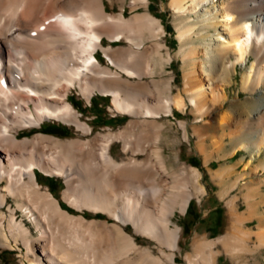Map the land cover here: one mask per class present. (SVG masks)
<instances>
[{"label":"bare ground","instance_id":"6f19581e","mask_svg":"<svg viewBox=\"0 0 264 264\" xmlns=\"http://www.w3.org/2000/svg\"><path fill=\"white\" fill-rule=\"evenodd\" d=\"M215 1L170 0L179 18L178 54L184 60L183 93L174 94L172 78L141 80L155 68L153 51L167 46L159 40L164 25L148 10L126 17L124 6L111 13L103 0H0V207L8 205V195L14 196L40 231L33 235L30 223L9 204V213L0 208V244L21 242L26 249L23 264H176L181 230L172 216L183 213L193 196L200 199L206 187L198 168L184 163L169 167L163 145L166 124L155 118L174 114V108L184 110L189 103L197 117L212 114L205 126L226 128L231 108L216 109L223 105L236 64L245 63L250 54L242 87L251 86L258 95L248 110L253 114L252 144L246 148L254 154L264 148V0H221L218 6ZM129 5L147 7L148 0H129ZM189 12L202 17L191 19ZM140 19L151 23H146L154 41L150 45L142 31L132 30ZM210 28L216 33L213 38ZM103 35L110 40L124 37L128 44L105 45ZM100 49L116 68L103 64L96 54ZM170 58L168 50L164 60ZM72 88L87 100L96 90L109 93L116 111L143 116L139 120L155 126L156 134L132 137L129 127L138 120L132 118L119 130L99 131L87 139L65 140L44 132L18 135L47 118L91 132L68 98ZM180 126L188 139L186 121ZM116 141L125 154L120 159L110 151ZM174 156L179 163V155ZM36 168L64 177L63 197L69 204L105 211L113 221L63 208L38 179ZM213 176L224 184L223 170ZM241 220L234 214V230ZM127 223L133 233L125 228ZM234 230L218 240L194 242L198 252L210 247V253L201 263L188 253L186 264H215L213 245L218 241L235 253L239 238ZM136 233L155 240L157 249L140 243Z\"/></svg>","mask_w":264,"mask_h":264},{"label":"rangeland","instance_id":"374dc122","mask_svg":"<svg viewBox=\"0 0 264 264\" xmlns=\"http://www.w3.org/2000/svg\"><path fill=\"white\" fill-rule=\"evenodd\" d=\"M220 1L216 0L214 2L215 6H218ZM103 3L105 9L111 13L121 12L124 6L123 13L126 17L148 10L152 15L161 20L165 29L159 40L161 39L160 41L166 43L167 46H162L160 50H156L158 52L153 51L151 56L156 63L155 68L151 74H144L141 80L149 78L168 80L172 78L173 93L177 94L181 93V91L183 93L184 60L178 54L180 38L177 23L179 22V18L170 6V0H148L147 7L140 5L135 8L130 7L129 0H103ZM188 14L191 15V19L198 20L202 17H196V13L194 12H189ZM141 20L148 21L144 22L146 26L143 22L140 24ZM146 23L151 25L147 19L137 20L134 23V27L136 24L135 28L137 29L132 26V30H136V32L142 31L143 35L145 34L148 38L146 39L145 37L146 44L150 45L154 41L149 37L151 36V26L149 28ZM139 26L142 30L139 29ZM208 31L214 32L212 36L210 35L211 37L209 36L210 38L216 36L213 28H210ZM102 42L105 45H110L111 43L114 47L128 44L124 37L110 40L107 35H103ZM168 50L171 53V58L166 62L164 57H166ZM96 54L103 64H109L113 68H116V65L109 62L103 50H98ZM251 57L252 55L250 54L246 62L242 63L243 65L236 64V70L232 76V81L234 82L231 81L225 85L226 96L223 100V105L216 109L226 110L231 108L232 117L228 120L226 128L216 125L214 127L212 124L205 126L204 123L207 119L210 121L213 119L212 114L209 113L203 115V117L200 115L197 117L189 103L186 104L184 110L174 108V114H162L155 118L166 124L163 126V135L166 137V142L169 143L166 144L165 141L162 143L164 151L168 155L167 163L169 167L178 169L184 163L198 168L200 170V181L206 187V192L200 199L193 196L183 213L177 211L176 215L172 216L174 222L180 226L181 230L179 235L180 244L175 251L176 264H186L185 256L188 253L194 254L195 263H201L200 260L202 261L204 256L209 255L211 248L203 247V250L198 252L195 249L194 242L198 243L203 241V239L208 241L218 240L226 235L228 231H233L234 214L239 215L242 219L235 226L234 230L239 238L237 241V251L235 250V253H230L218 241L213 245L215 251L214 257L216 259V262H213L215 264H264V148L257 154H254L251 149L246 148L247 144H252V128L249 123L252 120L253 114H249L248 110L255 107V97L258 95V91L251 86H248V88L242 87V76L250 64ZM131 79L134 80L135 78L131 77ZM69 96V100L81 113L80 117L91 126V132L82 133L74 125L55 118H47L41 121L40 125L21 129L18 135L33 136L37 132H44L65 140L75 138L87 139L99 131L119 130L132 118L138 119L136 120L137 123L135 122L133 126L129 127V133H135H131L134 135L132 137L140 138L141 135V138H145L146 135L156 134L155 126L139 120L144 118L143 116H133L127 112L116 111L112 106L113 98L109 93L104 94L96 90L90 100H87L78 89L72 88L69 91ZM105 119H110V123L105 121ZM151 119L148 118V120L152 121ZM181 121H186L189 132L188 139L184 138V129L180 126ZM53 125H57L59 129H61V126L66 127L68 133H62L61 130L57 132L46 131V127H52ZM130 129L133 131H130ZM113 144L110 148L111 153L119 159L122 158L125 155L122 143L116 141ZM47 149L51 150L52 148L49 145ZM175 154L179 155L180 162L182 163L175 161ZM209 154L212 157L206 160V155ZM220 169L225 174L224 184L213 176ZM36 172L38 179L43 183L44 187H50L52 192L59 198L62 207L68 209L72 214H83L89 219L98 218L113 221L112 217L108 216V213L105 211L93 210L88 207L78 208L74 204H69L63 197V191L66 188L63 176L54 173L47 174L37 168ZM146 185L147 182H145L144 187ZM144 190L146 191V188ZM116 202L119 203L118 206H121V199H117ZM231 203L234 204V211L230 210ZM9 204L15 206L17 210L19 209V215L23 216L30 223L34 230L33 235H39L40 231L36 228L33 218L30 215L27 216L24 207H17V200L14 196L8 195V205L5 204L0 208L9 213ZM125 228L129 232H134L131 223H127ZM135 235L140 243L151 245L155 250L157 249V242L152 238L144 234L136 233ZM25 250L21 242L14 243L12 247L0 244V264H23L26 261L24 256Z\"/></svg>","mask_w":264,"mask_h":264},{"label":"trees","instance_id":"16d2710c","mask_svg":"<svg viewBox=\"0 0 264 264\" xmlns=\"http://www.w3.org/2000/svg\"><path fill=\"white\" fill-rule=\"evenodd\" d=\"M105 121H107L108 123H110L111 120L110 119H105ZM59 130H61L62 133H68V129L66 127H62L61 126V129H59V127L57 125H53L52 127H46V131H48V132H57Z\"/></svg>","mask_w":264,"mask_h":264},{"label":"clouds","instance_id":"9594fccd","mask_svg":"<svg viewBox=\"0 0 264 264\" xmlns=\"http://www.w3.org/2000/svg\"><path fill=\"white\" fill-rule=\"evenodd\" d=\"M82 15H84V14L82 13ZM67 22H69V21H66V23H67ZM88 26L91 27V24H89Z\"/></svg>","mask_w":264,"mask_h":264}]
</instances>
